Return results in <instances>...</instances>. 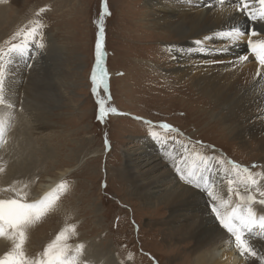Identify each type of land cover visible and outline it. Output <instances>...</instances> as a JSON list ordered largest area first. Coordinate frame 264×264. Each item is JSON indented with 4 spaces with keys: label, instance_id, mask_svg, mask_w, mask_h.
<instances>
[{
    "label": "rangeland",
    "instance_id": "rangeland-1",
    "mask_svg": "<svg viewBox=\"0 0 264 264\" xmlns=\"http://www.w3.org/2000/svg\"><path fill=\"white\" fill-rule=\"evenodd\" d=\"M18 1L21 4L13 5V13H10L15 24L11 22L1 33L4 37L0 40V67L4 71L10 67L11 77L27 72L24 66L17 70V65L22 59L18 51L20 45L33 39L29 32L35 31V41L39 43L49 38L54 40L64 50V61L59 65L60 75L54 79L61 103L50 110L48 116L44 115L48 124H43L42 128L35 127L36 111L33 112L35 115L30 112L37 107L33 103L28 105L31 102H23L22 98L25 96L27 99L35 92L36 106L44 105L41 102L44 97L37 93L45 92L48 81L53 77L51 69L55 62L48 66L51 71L49 79L46 76L49 69L42 73L33 67L35 74H24L26 78L20 85L23 91L18 94L16 105L10 106L19 112L20 120L15 114L10 115L3 110L9 116L6 117V142L11 140L7 138L11 128L15 129L16 123L20 124L16 150L21 157L17 155L15 164L20 167L17 174L22 178L15 181V188L3 182L0 200L23 198L25 202L29 201L46 178L56 179L60 172L71 170L50 191L53 193L59 184H65L54 207L26 229L23 250L30 260L39 258L57 235L67 229L66 239L60 243L68 246V258L74 259L75 264H190L186 253L192 249V244L170 238L163 226L167 220L163 206L155 203L144 206L133 194L124 171V154L136 150L140 142L152 133L164 142L155 148L163 158L164 155L170 157L181 153L179 145H184L192 153L188 160L190 167L220 170L221 174L220 171L211 174L207 182L219 183L223 189L230 184L233 191L230 189L229 197L234 210L245 216L251 210L257 220L264 211V204L260 203L264 200L261 195L264 193V156L254 151L257 149L253 142H250L249 149L243 150L238 137L230 133L223 122L219 107L201 97L188 78L180 81L172 77L177 65L168 43L177 41L163 31L147 29L144 20L148 7L146 0ZM1 5L6 7L9 4L7 1ZM105 7L110 13L108 16L104 15ZM227 7L229 11L238 12L242 4L231 2ZM151 9L156 7L152 5ZM102 18L103 34L99 32ZM251 29L249 27L247 31ZM257 33L254 39L249 36L242 39L220 36L215 43L217 47L213 45L216 48L237 46L243 50L235 62L229 58L217 60L224 61V67L228 68L246 62L244 57L250 56L255 62L252 59L255 52L248 47V40L262 44L264 40H258V36H264V33ZM97 36L102 40V66L108 89L101 86L94 93L91 75L95 69ZM31 45L35 46L34 43ZM199 45L212 48L204 42ZM10 46L15 49L5 54ZM194 60L197 63L191 67L201 68L208 57L196 54ZM29 63H26V69ZM28 82L30 85L24 92L23 86ZM36 86H41L37 93ZM101 100L108 110L102 120L98 119V101ZM42 109L45 108L42 106L40 111ZM162 124H168L169 128L160 127ZM27 167L32 168L31 171ZM249 195L253 200L247 199ZM158 206L160 211H157ZM241 235L255 255L240 256L239 252V258L244 260V264H264V228L257 225L251 232L243 230ZM232 242V245L236 244L235 237ZM81 245L83 248L78 252ZM12 250V246L9 247L8 251Z\"/></svg>",
    "mask_w": 264,
    "mask_h": 264
},
{
    "label": "bare ground",
    "instance_id": "bare-ground-1",
    "mask_svg": "<svg viewBox=\"0 0 264 264\" xmlns=\"http://www.w3.org/2000/svg\"><path fill=\"white\" fill-rule=\"evenodd\" d=\"M7 1L9 4L8 6L4 7L1 5ZM10 1L11 0H0L1 41L4 37V34L1 35V33L5 27L11 22H13V25L15 24V18L10 16V13H13V5L21 4V1L18 0ZM146 1L148 7L144 20L147 29L149 28L150 31L152 29L163 31L166 35H169L171 39L175 38L177 41L171 44L168 43V45H170L169 51H171L174 56L173 61L177 65L175 74L173 72L174 75L172 77L180 81L181 79L188 78L201 97H206L212 105L219 107L220 113H223V122L230 133L238 137L243 150L249 149L250 142H253L257 149L254 151H259L261 157H263L264 68L259 65V59L256 54L253 56L251 55L255 62H253V60L251 61V57L249 56L247 61L241 65L230 68L224 67V61L217 59L221 58L224 60L225 58H229L230 61L235 62L237 55L241 53L243 49L237 48V46L216 48V44L218 43L217 41L220 40V36L217 35V33L227 32L235 28L247 31L250 27L264 33V21L258 20V22L254 23L244 12L229 11L227 5L231 2L240 3V0ZM248 3L250 4V11L254 12L259 18L261 13L264 12V5L258 7L261 5L259 0H248ZM152 5L155 6L156 9H151ZM197 8H201V10H197ZM234 9H236V7ZM258 40H262L263 42V34L258 36ZM196 41L208 43L212 45V48H206L210 50L207 54L199 52L197 48L202 47L197 45ZM43 45L44 47L42 49H38L30 44L29 47L31 51L28 52L31 53L22 57L20 63H18L17 70L24 66L23 68L27 72L19 73L18 75L15 74L11 77V68H5L8 72L6 73L5 71V80L3 84L5 90V92H3V98L5 103L0 108V185H3V182H5L7 185L15 188V181L22 178L18 177L17 171H19L20 167L18 168V165L15 164L16 158L18 159V156L19 158L21 157L16 150L17 132H19L20 124L16 123V126L13 125L15 129L11 128V132L9 131L10 134L7 138H11V144L9 143L10 141L6 142L5 126L8 124L6 117L9 116L3 113V110H7L10 115L15 114L18 117L16 119H19V112L13 111V107L11 108L10 106L16 105L18 94L23 91L20 85L21 81H24L26 78L24 74H33L35 70L42 71L43 73L45 69H49L47 72L48 75H46L48 78L49 75H51L49 72H53V77L48 81L45 92L41 90L40 93H37L41 86H36V93L44 97L43 101H41L44 105H41V107L36 106L37 99L36 96L33 97L35 92H33V94L30 92L32 95L28 94L29 96L27 99L25 96L22 98L23 102L27 100V102H31L29 104L27 103L28 105L33 103V106L37 107L30 112L34 114V110L36 111V115H34L35 119L37 118L38 120H33V125H35V127L42 128V126L48 124L45 116H48L50 110L57 108L61 103V99L58 98L59 94L57 82H55V80H57L60 75L59 65L63 64L64 50L63 47L56 45L55 41L50 38L48 41L44 42ZM21 47L22 45H20V48ZM220 49H227V51L221 53V51H219ZM196 54H205L206 57H208L207 63H204L202 67L200 66L201 68L198 66L191 67L193 63H197V61L194 60ZM212 60L215 61L211 64L210 61ZM52 61L55 62V66H52L50 71L48 66ZM27 62L30 63L27 65L29 68L27 67L26 69ZM214 63H217V65L212 66ZM33 67H35L34 71L32 70ZM41 77H43L42 74ZM12 80L14 81L12 82ZM29 85V82L25 83L24 86L22 85L24 92ZM47 95L49 101H46ZM42 106L45 109L40 111ZM21 109L23 110V108ZM20 114H22L21 111ZM27 117H30V115ZM16 119L14 121H16ZM163 143L164 142L161 141L157 135L153 138L152 134H150L145 140L140 142L136 150L128 151L124 154V157L126 156L124 171L127 175V179L131 182L130 185L133 194L142 201L144 206H150L153 203L163 206L162 209L167 213V220L163 226L167 228L170 238L181 240L183 243L192 244V249L186 253V258L190 260V264H244V260L239 258V254H237L240 251L236 244L232 245L234 242H232L234 238L233 235L223 228L216 215L217 212L221 215L227 214L229 216L233 213L240 214L239 211L234 210L230 201L229 195L231 194V185L229 184L223 189L219 183H215V185L209 184L207 178H209L211 174L213 175L216 172L219 173L220 170L208 169L207 167H204L203 170H196L192 165L190 167L188 160L191 158L192 153L188 147L186 149L184 145H179L182 149L181 153L170 157H165L164 155L163 158V156L155 150L156 146H160ZM22 146L25 147L24 145ZM30 153H32V151ZM16 165L18 170H16ZM19 166H21V164H19ZM30 167L27 168L29 169ZM31 169L29 170L31 171ZM177 169H179V171ZM70 171V169H66L64 172H60L56 179L46 178L43 183L39 184L37 192L32 194L31 200L26 202L34 203L43 199L46 195H49L50 191L58 184L59 180ZM190 172H194L198 177L202 176L204 178L200 181L199 187L196 186V183H188L189 175L187 176V174ZM22 173H24V171H22ZM219 174H221V171ZM224 174L228 176L227 173ZM17 185L19 187L18 182ZM209 192H211L212 195H209ZM213 208L216 209L215 212ZM158 210H161L159 206L157 207V211ZM262 217H264V211H262L257 218L255 226L258 225L259 227V222ZM14 244V239L6 230L5 235L0 236V259H3L4 256L10 252L8 251L9 247L12 246L13 248ZM183 247H185V245H183Z\"/></svg>",
    "mask_w": 264,
    "mask_h": 264
},
{
    "label": "snow or ice",
    "instance_id": "snow-or-ice-1",
    "mask_svg": "<svg viewBox=\"0 0 264 264\" xmlns=\"http://www.w3.org/2000/svg\"><path fill=\"white\" fill-rule=\"evenodd\" d=\"M259 2L264 5V0H259ZM242 7L240 8L241 12H244L248 15V18L252 22L264 21V12L261 13L259 18L256 16L254 12H251L249 9V3L247 0H240ZM104 15L108 16L110 13L108 12L107 7H105ZM99 32L103 34V18L101 19V27ZM29 35L33 37L31 41H25V44L19 49V54L21 57H25V54L28 51H31L29 45L35 44V47L38 49H42L44 47L43 43H39L35 41V31L29 32ZM217 35L222 37H230L232 39H242L245 36L255 37L258 35L255 29H251L249 31H242L239 28H235L234 30H230L227 32H219ZM196 44L199 45L200 41H196ZM248 47L255 52L256 56L259 59V63L262 68H264V43L257 44L253 42L252 39L248 40ZM259 48V51L257 50ZM197 51L207 54L210 50L206 48H197ZM219 51L224 52L227 49H220ZM243 59H248L244 57ZM103 53H102V40L100 36H97L95 43V69L91 75V81L93 85V92L95 93L98 87H103L104 90L108 89V84L106 83V73L103 69ZM5 80V71L3 67H0V105L5 103L3 98V84ZM100 106L99 108V117L98 119H103L105 112L108 111L104 108V102L98 101ZM111 111H115V109H111ZM162 128H169L168 124L160 125ZM174 130V129H173ZM153 138H155L156 134L152 133ZM179 171V169H177ZM204 178L202 176L198 177L196 173L190 172L188 183L193 184L196 183V186L199 187V183ZM65 189V184L61 183L58 185L55 192L46 195L43 199L38 200L34 203H27L23 200V198L19 199H7L0 200V236L5 235V231L7 230L12 238L15 241L13 250L3 258L0 259V264H75L74 259L68 258V246L66 244H61L62 240L66 239L65 231H62L57 235L56 240L49 244L43 251L42 255L35 259L30 260L23 250L25 240H26V229L40 221L48 212L54 207L57 199L59 198L58 194L61 190ZM209 195H212L209 192ZM264 196V193H261ZM215 198V197H214ZM248 200H253L252 196H248ZM260 203L264 204V200H261ZM215 212L216 209L213 208ZM217 219L224 229L227 230L228 233H231L235 237L236 246L240 249V256H244L245 254L255 255L252 251L251 247L243 240L241 232L243 230H247L249 232L252 231V228L256 225L257 221L255 219V214L249 210L247 215H238L233 213L231 216L225 214L221 215L220 213H216ZM259 226L264 228V217L261 218L259 222ZM83 245L77 248V251H81Z\"/></svg>",
    "mask_w": 264,
    "mask_h": 264
}]
</instances>
